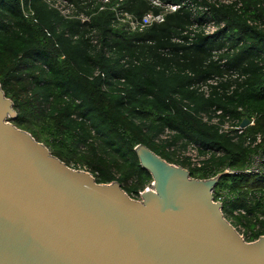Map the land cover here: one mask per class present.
I'll list each match as a JSON object with an SVG mask.
<instances>
[{"label": "trees", "instance_id": "obj_1", "mask_svg": "<svg viewBox=\"0 0 264 264\" xmlns=\"http://www.w3.org/2000/svg\"><path fill=\"white\" fill-rule=\"evenodd\" d=\"M69 1L91 21L66 18L47 0H0V85L14 102L15 125L68 165L92 172L98 182L119 181L131 196L152 180L135 151L139 144L198 178L247 163L253 148L245 144V137L234 140L220 133L201 114L222 109L240 122L254 118L248 133L264 134V0H243L240 11L211 6L198 18L183 7L143 32L116 23L111 7L119 0H110L104 10L98 0ZM193 1L198 6L206 2ZM121 3L139 16L152 9L148 0ZM209 15L224 22V28L189 41L184 31ZM93 31L98 44L91 40ZM223 48L228 51L219 58L227 60L220 64L212 56ZM229 70L245 78L221 81L209 96L198 90L197 84ZM233 82L237 86L229 92ZM167 128L174 133L160 140ZM191 141L222 155L192 168L175 158L176 150ZM249 181L247 176L221 179L219 185H230L236 193L223 211L244 207L251 215L264 214V179L254 184L262 188L261 198L249 195ZM236 220L251 231L248 241L264 234V220Z\"/></svg>", "mask_w": 264, "mask_h": 264}, {"label": "water", "instance_id": "obj_2", "mask_svg": "<svg viewBox=\"0 0 264 264\" xmlns=\"http://www.w3.org/2000/svg\"><path fill=\"white\" fill-rule=\"evenodd\" d=\"M17 115L0 85V264H264V234L246 241L214 200L225 172L194 177L139 144L153 188L136 199L55 156Z\"/></svg>", "mask_w": 264, "mask_h": 264}, {"label": "built area", "instance_id": "obj_3", "mask_svg": "<svg viewBox=\"0 0 264 264\" xmlns=\"http://www.w3.org/2000/svg\"><path fill=\"white\" fill-rule=\"evenodd\" d=\"M152 6V9L145 12L143 15L139 16L136 13H132L122 6L123 0L111 7L115 14V21L118 25H122L125 29L134 32H143L149 27L161 24L165 22L168 14L174 13L183 7H187L191 12L193 18L203 17L207 11H209L211 6H233L236 10H242L244 7L243 0H205L202 5L198 6L193 0H183L179 3H174L169 0H148ZM47 2L54 8H56L64 17L66 18H77L83 22H90L91 17L83 12L77 13V8L75 4L69 0H47ZM100 3L99 9L104 10L110 3V0H98ZM200 2V1H199ZM155 8L158 10L156 11ZM31 13V12H29ZM251 24L259 25L263 27L261 23L257 20H250ZM225 23L216 21L209 15L206 21L202 23H193L184 31V34L189 36V41L194 40V38L200 35H214L220 29L224 28ZM93 44H98V38L94 35V31L90 34ZM178 41L182 39L176 38ZM228 51V48H223L221 50H215L213 52L212 58L218 60L220 64H224L227 59H220V54ZM245 78L244 74H241L237 70H229L224 72L222 75H212L207 81L197 84L198 90L203 92L205 96H209L213 90V86H217L221 81L225 82L228 80L237 79L242 81ZM237 86L236 82H233L229 92H232ZM201 117L204 122L214 125L219 129L222 134H227L234 140H237L239 136L243 135L245 137V144L253 148V152L249 156L247 163L242 167L227 166L222 172H225L227 176H247L250 178L248 186L245 189H249V195L253 198H261L262 188L255 186L254 184L258 181L264 179V134L257 132L254 134L248 133V128L255 125V119H250V123L247 126H242L241 122L233 119L230 115H226L222 109L214 110L211 113H202ZM174 131L170 129H165V131L160 135V140H166L171 137ZM176 150L175 147L171 148ZM176 157L180 160H186L189 162L192 168H202L206 161L210 159L213 155H222L221 151H215L214 149L202 150L201 146L195 142H189L186 147L177 149ZM182 151V152H181ZM221 173V172H219ZM217 175V174H216ZM215 187L213 191L214 200L221 202L222 205L226 203H231V201L236 197L230 185ZM148 188H153L148 187ZM141 191L138 196L140 198ZM232 209V208H231ZM225 217L232 223V225L237 229L240 235L246 240L251 236V231L247 229L244 222L238 223L236 218L239 216H250L260 221L264 220V214H257L256 216L248 213L247 209L244 207L233 208L228 212L223 211ZM228 215V216H227ZM230 216V217H229ZM259 225L256 226L258 228ZM242 229V233L240 231ZM256 240V239H255ZM254 241V240H251Z\"/></svg>", "mask_w": 264, "mask_h": 264}, {"label": "rangeland", "instance_id": "obj_4", "mask_svg": "<svg viewBox=\"0 0 264 264\" xmlns=\"http://www.w3.org/2000/svg\"><path fill=\"white\" fill-rule=\"evenodd\" d=\"M179 149H183V146H181ZM182 152V151H181ZM175 158H176V156H175ZM227 181H230V180H227ZM152 182H153V179L149 182V183H147L145 186H144V189L143 190H141V192H143L145 189H147L148 187H152ZM219 188L220 187H222L221 185H219L218 186ZM132 197L133 198H136V199H139V197L138 196H136V195H132ZM228 216V215H227ZM230 217V216H229ZM240 231H241V233H242V229H240Z\"/></svg>", "mask_w": 264, "mask_h": 264}]
</instances>
